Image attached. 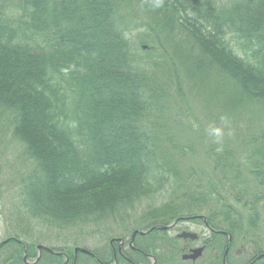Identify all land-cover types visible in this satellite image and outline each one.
I'll use <instances>...</instances> for the list:
<instances>
[{"label":"trees","instance_id":"obj_1","mask_svg":"<svg viewBox=\"0 0 264 264\" xmlns=\"http://www.w3.org/2000/svg\"><path fill=\"white\" fill-rule=\"evenodd\" d=\"M8 3L0 0V141L9 136L29 169L9 211L15 234L0 248L11 264L37 255L39 243L21 237L30 225L119 221L154 195L167 201L148 210L147 226L205 210L230 234L204 241L220 251L210 264H221L226 242L228 264L237 243L253 245V258L264 253V0H17V13ZM199 96L215 124L207 131L221 137L197 130L193 121L206 123ZM195 157L206 167L183 163ZM144 237L154 241L135 245L155 264L185 248L161 229ZM108 244L106 256L85 254L88 263L113 261ZM50 248L61 254L42 250L35 264L64 255L72 264V248Z\"/></svg>","mask_w":264,"mask_h":264},{"label":"rangeland","instance_id":"obj_2","mask_svg":"<svg viewBox=\"0 0 264 264\" xmlns=\"http://www.w3.org/2000/svg\"><path fill=\"white\" fill-rule=\"evenodd\" d=\"M16 1L17 0H9V3H8L9 7L13 9V12L15 13H17V9L14 6V3ZM216 1H219V0H216ZM198 98L201 99L199 102H201L203 105H201V103L196 104L197 109H198V113H196V115H199L203 120H206L205 116L202 115L201 113L209 110L210 107L204 110V107L207 105L203 103L202 101L203 97L199 96ZM216 108L217 107H212L211 109H216ZM199 110H200V113H199ZM210 121H212V119H209V122H207L206 120V123L202 121L201 119L200 121L196 119L193 122H195L196 124L195 126L197 130L204 128L203 129L204 131L202 130L201 131L206 133L207 137H211V136H214L215 134L212 132V129L207 131V126L208 124H211V125H215V124L214 122H210ZM187 123H189L187 119H179L178 127L184 128L185 124ZM221 132L222 134L219 137H221L222 135L226 133L225 130H221ZM5 138L7 139L6 143H4L3 141H0V242L6 237L15 234L12 228H8L10 225L9 211H11L12 203L15 206L19 203L20 187H21V183L23 182L21 175L23 173L24 174L28 173L27 170H29L28 164L24 163V161L21 162V158L19 156V154L21 155V153L19 152L20 148L16 144L11 143V139L9 136H6ZM196 157L194 159L186 158L183 160V163L185 162V164H187L189 163L188 161L190 160V162L195 163L194 166H205L206 167V164L205 163L201 164L200 159L198 160V158ZM147 199H148L147 201H143L139 204H135L133 208L126 210L123 213V218L121 220L119 219V221H116L115 220L116 218H115L114 219L115 222H113L114 220L109 219V220L102 221V223L98 224L97 226L90 227L85 224L81 228H67L65 230H60L57 228H43L41 226L32 227L30 225L28 226L25 233L22 234L23 236L21 237L28 238V241L30 243L32 242L39 243V244H42L48 247H55V248L70 247L72 249H74V247L76 246L83 247V248L88 249L89 252L90 251L96 252L99 256H106L105 253H108L109 251L107 248L109 245L108 243H110L111 240H112V243H110V247H109V249H111L110 252L112 253L113 249L117 251V248L120 245L119 241H117V238H121V239L123 238L122 241L125 242V244H122V247L124 248V253L127 254L129 257H131L133 261L137 262L138 264H148V262L150 263V258H147V259L143 258V256H141L140 251L134 252L129 246L126 245L127 241L129 239L131 240V233H133V229L137 230V229L146 227L147 224L152 222L151 220L152 217L151 215H149L148 210L151 208L157 207L161 205L163 202L167 201L166 195H154L153 197L147 198ZM204 212L205 210L202 211L198 215V217L200 215L202 216L206 215ZM262 212H264V207L262 208ZM183 213L186 214V212H183ZM185 217L187 216L180 217V218L182 219ZM165 219L166 218L164 219L162 218V221H166L165 223H163L166 225L172 221V220L167 221ZM195 220L199 223L196 222L195 224L192 218L190 217L179 220V223L177 224V226H186L187 228H149V229L151 230L161 229V230L166 231L169 236H175L177 239H180L178 244L181 246V248H184V247L189 248V247H194V246L196 247L198 245H201L204 239L207 240L209 238L210 231L208 228H204V226L202 225L203 222H201L199 218H195ZM261 221L264 223V219H262ZM11 226H12V223H11ZM182 231L196 232L197 234H199V238L195 240L178 238L177 234ZM133 241H135L136 244L143 246V245H147L151 243L154 240H150V237L146 238L144 236L140 237V235H138V237L136 236L135 238H133ZM160 245L164 246V243H160ZM2 249L0 251V260H4L5 258H7L6 255L8 253H11L10 251L11 249L9 247H6V248L3 247ZM186 250L187 251L183 250L182 252L177 254V256H175L173 260L166 262V264H210L215 259V256L216 258L220 257V251H218V254H217V251L216 250L214 251L212 249V246L210 245L208 248H205V250L203 251V254L200 257L194 260L183 259L181 257V255L184 252H188V249ZM36 252L38 255L37 245H36ZM255 252L256 250L253 245H248V244L242 245L241 243H237L236 246L231 249V255H232L231 264H243L244 262L247 263L248 260L253 258V256L255 255ZM85 254L86 253H82L80 251L77 252L76 259L79 263H80L79 260L86 261L87 259L86 264H89L88 263L89 259L85 257ZM87 254H90V253H87ZM36 256H34L29 261L33 262ZM150 256L153 257L154 255L150 254ZM257 257L258 255L255 257L254 260H256ZM51 259L52 257H50V260ZM70 261L71 260H69L68 263ZM36 262L37 261L31 264H35ZM126 262L130 263L128 260H126ZM107 263L113 264V261H108Z\"/></svg>","mask_w":264,"mask_h":264},{"label":"flooded vegetation","instance_id":"obj_3","mask_svg":"<svg viewBox=\"0 0 264 264\" xmlns=\"http://www.w3.org/2000/svg\"><path fill=\"white\" fill-rule=\"evenodd\" d=\"M202 215H200L199 217H198V215H196V216H187V217H185V218H192V220L194 221V223L196 224V220H195V218H199V220L201 221V222H203L202 223V225L204 226V228H208L209 229V231H211L212 232V230H211V228H213L212 226H210L209 225V223H208V221H207V219H206V217L205 216H202ZM185 218H182V219H185ZM180 217H179V219L178 218H176V219H173L169 224H155V226L154 225H150V228H187L186 226H177V224L179 223V220H182ZM198 220V219H197ZM188 221V220H187ZM192 221V222H193ZM197 223H199V222H197ZM264 228V227H263ZM219 232H221L222 230H218ZM197 238H199V234H198V237ZM8 239H9V237H6L5 239H3L1 242H0V248H1V246H3L7 241H8ZM11 239V238H10ZM231 238H228V240H230ZM204 241H205V239H204ZM202 242V244L201 245H198V246H201V247H203L204 249H203V251L205 250V248H208L207 247V244L205 243V242ZM2 242H4V243H2ZM122 244H125V242L124 241H122L121 243H120V248H119V246H118V248H117V251L116 250H114L113 249V252H112V256H113V258H114V262H115V260L116 261H118L117 260V252L119 253V255H121L123 258H125L126 260H128L129 262H132L131 261V258L127 255V254H125L124 253V248L122 247ZM127 246H129L134 252L136 251V252H139V251H141L136 245H135V243H134V241L132 240V245H130V239L127 241V244H126ZM198 246H196V247H198ZM123 248V249H122ZM192 248H195V246L194 247H189V248H187V247H185L184 248V250L185 251H187L186 249H188V252H189V250L190 249H192ZM1 250V249H0ZM203 251H202V254H203ZM228 253H230V251H229V246H228V244H227V242H226V245H225V247H224V250H223V253H222V259H221V261H222V264H223V258L225 259V261H226V264H228V261H227V258H226V256L228 255ZM201 254V255H202ZM218 254V253H217ZM261 254V253H260ZM262 254H264V253H262ZM41 255H42V252H41V254L39 255V257H38V259L41 257ZM259 255V254H258ZM147 258H150V264H154V263H156V257L155 256H153L154 257V263H152V258L150 257V254H146L145 255ZM256 257V256H255ZM255 257L253 258V259H250V260H248L247 261V263L246 264H249L251 261H253L254 259H255ZM38 259L36 260V261H38ZM246 259H248V258H246ZM257 260V259H256ZM68 261H69V257L67 258V259H65V261H64V263L63 264H68ZM255 262V261H254ZM0 264H11V261L10 260H8V259H4V260H0ZM244 264V263H243Z\"/></svg>","mask_w":264,"mask_h":264},{"label":"water","instance_id":"obj_4","mask_svg":"<svg viewBox=\"0 0 264 264\" xmlns=\"http://www.w3.org/2000/svg\"><path fill=\"white\" fill-rule=\"evenodd\" d=\"M150 230H151V229H149V230H134L133 233L131 234L130 245H132V240H133V238L135 237V235H136L137 233L140 234V235H144V234L150 232ZM177 237H178V238H183V239L195 240V239H197L198 235H197L195 232H191V231H182V232H180V233L177 234ZM229 238H230V236H229ZM117 241H119V243H121V242H122V239H121V238H117ZM2 243H4V242H2ZM110 243H112V240H111ZM119 248H120V245H119ZM37 249H38V257H39V255L41 254V249H46V250H48L49 252H52V253H55V254H59V252H55V251L51 250L50 248H48V247H46V246H44V245H42V244H39V245L37 246ZM203 249H204V248L201 247V246H198V247L192 248V249L189 250V252H184V253L181 255V257H182L183 259H191V260H194V259H196V258H198V257L201 256ZM78 251H80V252H82V253H86V254H87V253H90L89 250L86 249V248L78 247V246L74 247V249H73V252H74V261H73V264H75V259H76V256H77V252H78ZM38 257H37V259H38ZM150 257H151L152 260H153L152 263H154V261H155V260H154V257H152V256H150ZM261 257H264V254H260V255H258V257H257L256 259L261 258ZM65 258L67 259L68 257L66 256ZM23 260H24L25 264H31V263L34 262V261H33V262H29V261L27 260V258H26V255H24ZM116 263H117V261L115 260V262H114L113 264H116ZM251 263H253V262H251ZM251 263H249V264H251ZM101 264H104V263L101 262ZM223 264H226V261H225L224 258H223Z\"/></svg>","mask_w":264,"mask_h":264},{"label":"clouds","instance_id":"obj_5","mask_svg":"<svg viewBox=\"0 0 264 264\" xmlns=\"http://www.w3.org/2000/svg\"><path fill=\"white\" fill-rule=\"evenodd\" d=\"M221 119L224 120L223 117H221ZM212 132H213L217 137H219V136L222 134L220 128H213V129H212Z\"/></svg>","mask_w":264,"mask_h":264}]
</instances>
